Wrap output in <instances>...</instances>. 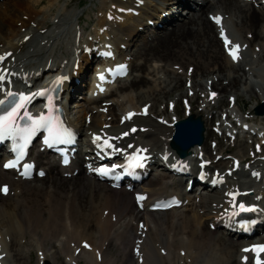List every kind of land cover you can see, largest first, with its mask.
Here are the masks:
<instances>
[{
    "label": "bare ground",
    "instance_id": "1",
    "mask_svg": "<svg viewBox=\"0 0 264 264\" xmlns=\"http://www.w3.org/2000/svg\"><path fill=\"white\" fill-rule=\"evenodd\" d=\"M61 1L0 0V56L11 53L0 67L13 74L9 78L19 93L35 91L43 69L57 66L54 74L68 69L58 103L65 111L63 126L77 136L80 148L69 166L40 150L33 153L35 164L46 171L36 178H49L43 184L27 185L32 182L17 170L0 167V188L8 189L0 191V264H25L23 249L29 245L35 264V250L41 264H53L44 255L52 243L56 264H82V258L89 264L264 262V252L257 256L254 250L264 243V141L259 142L263 152H255V141L241 135H256L251 121L263 124L264 115L242 120L246 115L237 114L239 107L219 109L222 94L235 105L243 93L264 101V0H99L91 27L81 25L80 12L70 9L72 0ZM182 7L189 9V20ZM214 17H222L221 23ZM222 32L232 39L229 48L239 45L238 61L229 55ZM101 51L115 56L103 59ZM95 61L125 62L130 72L101 92L88 81ZM133 69L140 75L132 77ZM80 93L84 102L76 101ZM129 113L135 114L131 120ZM189 115L202 117L204 142L182 162L171 142L175 123ZM94 136L119 138L111 143L121 151L152 154L150 163L138 169L144 181L117 188L97 178L83 154L90 150L91 164L97 161ZM233 137L245 156L227 161ZM108 151L113 158L121 152ZM203 161L210 166L202 168ZM167 163L184 167L187 175L170 171ZM219 178L225 183L218 185ZM168 192L183 205L153 212L154 201ZM194 193L195 208L183 213ZM233 193H238L235 199ZM138 194L145 199L138 202ZM240 201L259 206L249 219L256 224L246 229L228 218ZM112 243L122 248L121 261L109 252Z\"/></svg>",
    "mask_w": 264,
    "mask_h": 264
},
{
    "label": "snow or ice",
    "instance_id": "2",
    "mask_svg": "<svg viewBox=\"0 0 264 264\" xmlns=\"http://www.w3.org/2000/svg\"><path fill=\"white\" fill-rule=\"evenodd\" d=\"M217 24L221 23L220 17H214L213 18ZM222 38L225 42V47L229 52V55L232 57V59L235 61L238 59V49L239 45H235L232 48H229L228 46L231 44V41L228 40V38L223 34L222 32ZM11 53H7L3 56H0V66L3 65V62L6 60L7 56H10ZM13 75L12 73H9L8 69L6 67H0V92L4 91V85L5 83H10L9 77ZM103 79V76L101 77ZM47 94V90H41L37 93H33L31 95H25L23 93L17 94L10 90L6 92V99L0 100V141L8 140L10 139L13 141L15 145V151H16V159L9 161L8 163L4 164L5 168H16L17 165L20 163V161L25 156V149L27 148L28 144L31 142L32 137L36 134L37 131L44 129L47 131L48 135L45 138V144L52 146L55 144H61V143H71L72 141V133L64 128L59 121L58 117L53 115V110L49 108L48 115H45L41 113L39 116H33L28 110H27V103L30 102L35 96H44ZM213 96L215 93L212 94ZM51 99V98H49ZM23 109V112L21 110ZM134 113H129L126 117L127 119H130ZM23 122V123H22ZM132 131H136V129H132ZM124 135H128V133H124ZM119 139L116 137H108V138H102L100 136H94L93 143L96 144L97 148L103 152L105 150H113V151H121L120 149L115 148V146L111 143L112 140ZM131 147V145H129ZM146 150H138L139 152H143ZM136 160L135 165H132L130 163V167H142L141 161L144 159V157L137 156L134 158ZM25 168V172L22 173V175H27V169L31 168V165L25 164L23 166ZM114 166L112 169L108 168H100L96 169L98 173L101 175H108L110 172L115 171ZM43 175V173H41ZM0 191L7 194L8 189L7 186H4L3 188H0ZM235 199V196L238 195V193L230 194ZM138 200H143V196H138ZM241 212H249V211H255L254 208H250L245 206L243 203H240L238 205ZM85 247H88V245H85ZM257 253V256L261 252H264V246H259L256 249H254ZM243 251H251V249H244ZM244 260L246 261L247 258L245 257ZM256 264H264L261 260H257Z\"/></svg>",
    "mask_w": 264,
    "mask_h": 264
},
{
    "label": "rangeland",
    "instance_id": "3",
    "mask_svg": "<svg viewBox=\"0 0 264 264\" xmlns=\"http://www.w3.org/2000/svg\"><path fill=\"white\" fill-rule=\"evenodd\" d=\"M64 1L65 0H62L61 1V5L64 3ZM198 1V0H197ZM200 3H202V0L201 1H199ZM70 9H72V10H77V11H79L80 12V17L82 18L80 21H81V25L82 26H86V27H91V25L94 23V21L96 20V18H97V14H98V9H99V7H100V4H99V0H72V1H70ZM192 4H193V2H191ZM185 11V13H184V16H187V19H188V12H190L189 11V9H187L186 7H182L181 8V10H180V13L182 12H184ZM83 15H82V14ZM87 13L88 14H90V18L87 16ZM209 13H211L210 12V10L209 9H207L206 10V14H205V16H207L208 18H209ZM212 15V14H211ZM83 16H84V18H83ZM186 19V18H185ZM212 19V18H211ZM210 19V20H211ZM189 20V19H188ZM49 25H50V23H49ZM164 28V27H163ZM162 28V29H163ZM47 29H45V31H46ZM217 36H218V34H217ZM219 38V37H218ZM220 40V39H219ZM99 55V54H98ZM238 63H240V62H238ZM238 65H241V64H238ZM90 75H91V73H90ZM134 75L135 76H139L140 74H139V72H137V71H135V69H133V76L132 77H134ZM131 79V78H130ZM133 79V78H132ZM131 79V80H132ZM131 80L130 81H128L126 84H129L130 82H131ZM88 81H89V79H88ZM182 84L184 85V82H182ZM191 85V82H187V86H190ZM214 89H217V87H215ZM211 90V89H210ZM217 91V90H216ZM213 93H215V92H211V95L213 94ZM177 93H175L174 95H176ZM259 94H260V92H259ZM228 96V95H226V94H222V96ZM84 96H85V94H78L77 95V99H76V101H81V102H84ZM224 96L222 97V103H221V105H220V108L219 109H222V107H223V109H226V108H233V107H239V109L237 108V114L240 116V117H243L244 115H246L242 120H244V119H247V120H249V119H251V120H253L254 118H255V116H259L257 113H256V108L259 106V105H261L264 101H260L259 99H257V98H255V99H250L249 98V96L246 94V93H243V95L236 101V105H235V100H230V99H228V97H225V99H224ZM173 98V96L170 98V99H172ZM225 100V105L223 104V101ZM183 101V100H182ZM182 101H181V103H182ZM75 102V101H74ZM182 106V108L184 109V105H181ZM105 108H107V107H105ZM182 109V110H183ZM105 110V109H104ZM108 111H109V109H108ZM118 111V110H117ZM110 112V111H109ZM221 113V112H220ZM180 114V116L183 118V112H180L179 113ZM241 122H243V121H241ZM251 125H254V126H256L257 127V134L256 135H253V134H251V133H246V134H244V132L241 134V135H243L245 138H247L249 141H255V143H254V151L255 152H260L261 151V148H260V146H261V144L259 143V142H261V141H264V123L263 124H261L260 123V121H251ZM233 130H235V131H237L238 130V128H236V127H233ZM215 132V131H214ZM235 138L233 137L230 141H229V144L231 145V147H229V149H227L226 151H225V157H226V160L227 161H232V159H235L236 157H238V159H241V157H243V156H245V153H244V151H243V149H241V147H239L238 145H237V143L235 142V140H234ZM211 143V142H210ZM223 143H224V141H223ZM227 148V146H224V149H226ZM248 150V149H247ZM213 151H212V156H214L213 155ZM262 153V152H261ZM218 157L220 156V154L219 155H217ZM221 157V156H220ZM227 161H225V162H227ZM2 164H3V162L2 161H0V167L2 166ZM246 165V164H245ZM159 169H157V167H154V173L156 172H159L158 171ZM49 180V178L48 179H45L44 181L42 180V181H40L38 178H34L33 180H30L32 183H29L28 184V182H27V185H32V184H43V183H45V182H47ZM256 189V191L259 189L258 187H256L255 188ZM4 193V192H3ZM169 194H171V192H168V195ZM194 196H196V194L194 193V194H191L190 195V197H189V201H187L186 202V205L183 207V213H188V212H191L192 211V209H194L195 208V206L193 205L194 204V202H195V199H194ZM264 201V200H263ZM52 246H49L47 249H46V251H45V253H44V255H45V257H47L49 260H50V262L51 263H53V264H56V261H57V256H55V253H56V249L54 248V246H55V243H52L51 244ZM112 246V247H111ZM25 247H27V248H25V249H23L24 250V257H25V259H24V263L25 264H31V261H32V264H35V259H30L31 257L29 256V248H30V250L32 249V247H34V246H32V245H29V246H25ZM24 248V247H23ZM110 253H111V255L114 257H117V260L118 261H121V258H122V253H121V250H122V248L120 247V246H118L117 244H111L110 245ZM35 252H36V254H37V258H38V264H41L40 263V257L42 256L41 254H40V252H38V251H36L35 250ZM77 252V251H76ZM75 252V253H76ZM22 253H23V251H22ZM12 255H14V253H12ZM31 255H33L34 256V254H33V252H31ZM54 258H55V260H54ZM81 261V263L82 264H89V261H87L86 260V258H82V259H80ZM49 262V263H50ZM59 262V264H60V261H58ZM189 261L188 260H184L183 262H178L177 264H190V263H188ZM11 264H15V263H11ZM37 264V263H36ZM192 264V263H191Z\"/></svg>",
    "mask_w": 264,
    "mask_h": 264
},
{
    "label": "water",
    "instance_id": "4",
    "mask_svg": "<svg viewBox=\"0 0 264 264\" xmlns=\"http://www.w3.org/2000/svg\"><path fill=\"white\" fill-rule=\"evenodd\" d=\"M257 112L264 115V104L257 109ZM204 131L205 126L202 117L190 115L175 124V133L171 145L182 157H185L190 147L201 145L204 142Z\"/></svg>",
    "mask_w": 264,
    "mask_h": 264
}]
</instances>
